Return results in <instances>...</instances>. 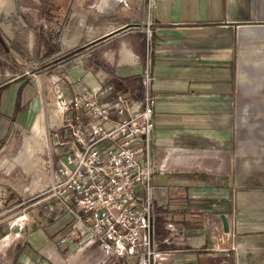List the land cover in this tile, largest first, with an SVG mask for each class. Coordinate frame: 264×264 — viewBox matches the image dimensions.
<instances>
[{"label": "crops", "instance_id": "obj_1", "mask_svg": "<svg viewBox=\"0 0 264 264\" xmlns=\"http://www.w3.org/2000/svg\"><path fill=\"white\" fill-rule=\"evenodd\" d=\"M51 5L54 7L46 5L43 15L48 32L52 20L62 33L60 44L74 55L56 75H47L48 86L55 84L53 89L63 99L86 94L100 102L121 97L140 105L143 78L148 77L155 100L153 129L146 145L135 143V159L151 171L153 209H161L159 215L154 211L155 249L162 257L155 264H264V183L247 177L242 180L246 181L244 187L236 186L230 175L221 174L212 163L188 165L187 152L179 145L199 136L200 130L192 126L202 124L212 125L206 136L222 145L226 137L222 117L195 113L214 102L217 108L223 107L227 76H237L239 82L240 76L264 72V0H152L149 8L147 0H53ZM83 29L89 33L83 34ZM116 29L120 30L113 33ZM57 47L48 38L42 41L41 49L52 59L50 63L59 59L54 58L59 54ZM247 51H255V61H248ZM23 76L0 84L2 92L21 82L16 86L13 109V100H0V172H5L0 177L18 176L13 170L19 164L23 170L34 165L28 162L33 150L25 144L26 137L19 133L20 145L18 138V131L28 127L33 135L40 134L34 100H20L22 86L27 84ZM239 88L244 87L239 83ZM66 114L83 121L87 117L80 112ZM244 154L239 149L233 162L239 163ZM209 156L206 151L193 152L194 158ZM25 172L26 177L31 173ZM42 178L44 174L40 182ZM29 181L22 180L21 194L16 192V184L0 181L4 210L0 216V264H68L63 259L68 244L74 248L76 243L71 241L85 235L83 229L68 237L73 226L70 214L55 202H26L33 191ZM21 202L31 208L18 212ZM19 213L25 216L22 228L11 224ZM41 215L46 220L38 218ZM51 223L52 229L46 228ZM55 227L62 232L56 233ZM63 233L69 240L61 244L57 238ZM218 234H224V244L212 240Z\"/></svg>", "mask_w": 264, "mask_h": 264}, {"label": "built area", "instance_id": "obj_2", "mask_svg": "<svg viewBox=\"0 0 264 264\" xmlns=\"http://www.w3.org/2000/svg\"><path fill=\"white\" fill-rule=\"evenodd\" d=\"M147 3L148 8L152 6V0ZM145 33L149 34L147 25ZM143 86L140 105L121 97L108 103L86 94L70 100L59 95L61 121L51 144L58 159L47 161L44 186L42 174L30 179L33 191L26 202H55L70 214L73 226L68 237L83 229L90 237L88 244L97 243L116 259L155 264L162 257L155 249L152 173L135 159V143L146 145L153 129L155 100L146 74ZM69 111L86 114V121L74 114L68 117ZM26 202L16 207L18 212L31 208ZM3 212L0 203V216ZM20 213L11 222L17 228L24 225L25 216ZM68 237L60 242L66 243ZM224 237L211 236L219 244L225 243Z\"/></svg>", "mask_w": 264, "mask_h": 264}, {"label": "rangeland", "instance_id": "obj_3", "mask_svg": "<svg viewBox=\"0 0 264 264\" xmlns=\"http://www.w3.org/2000/svg\"><path fill=\"white\" fill-rule=\"evenodd\" d=\"M52 1L0 0V84L7 83L9 80L21 76V74L24 75L25 78L23 79L27 84L22 86L24 89L20 100L26 101L28 98L34 100V114H38L36 121H38L40 127L38 136L33 135L28 130L29 127L24 131H18V138L23 134L27 141H24L25 144L29 143L30 149L33 150L28 162L34 165L24 169L31 173L27 174L26 177V172L22 169L23 166L19 164L13 170L17 171L18 176L11 173L7 177H0V181L6 185L16 184L18 194L22 193L23 182H28L30 177L34 178L39 172H42V168L47 164L48 157L52 163L58 159L56 155L52 154L51 144L53 143L52 134L59 131L62 109L58 105L60 94L53 89L55 84H52V87L48 86L47 75L49 72L56 75L63 62L72 60L74 55L72 50L65 49L60 44L62 33L59 34V28L53 26L52 20H50L48 32L47 23L45 22L47 18L43 15L46 13V5L49 4L48 7H54L51 5ZM70 7H73V3ZM85 32L86 30L83 29V34ZM87 32L89 33L88 30ZM47 38L54 42L59 50V54L54 57H59V59L52 63H50L52 59L46 58L48 53L41 49L42 41L47 40ZM262 56L264 57V53ZM246 58L248 61L250 59L255 61V51H247ZM227 78V91L224 94V102H221L223 107L217 108V103L214 102L209 108L197 113L193 112L195 115L200 116L220 115L222 117L226 130V137L222 141V145L218 146L217 141L211 136H206L208 128H211L212 125L202 124L198 125L197 128L192 126L193 130H200L199 136L181 141L180 148L187 152L185 160L187 159L186 161L189 162L188 165L202 166L207 162L212 163L213 167H219L220 173L223 172L221 174H225L227 177L230 175V180L232 179L236 186L241 185L244 187L246 181L242 182V180L247 177H253L254 180L264 183V72L250 74L246 77L240 76L239 82L237 76L229 75ZM239 83L244 87L243 89L239 88ZM17 84L21 86L19 81L8 87L7 90L0 92V100H13L12 109L15 106L14 98ZM27 86L32 89V92ZM26 89L28 90L26 91ZM214 97L217 98V93ZM197 101L199 99H191L190 102ZM241 106L244 110L242 112H240ZM239 107L241 108L238 109ZM188 111L192 110L188 109ZM212 117L209 119H212ZM204 131L206 138L203 137ZM19 133L21 134L19 135ZM207 135L209 134L207 133ZM239 149L245 154L239 163H234L233 159L238 156ZM204 151L209 152L208 159L193 157V152L201 154ZM213 151H218V153L213 154ZM158 162L157 157V164ZM217 163H220V165L216 166ZM235 171L238 172L234 175ZM4 173V171H1L0 175H4ZM5 193L13 196V193L10 194L8 191H5ZM21 210L22 208H19L20 212ZM154 211H157L159 215L161 209L156 207ZM41 217L44 220L47 218L42 215L38 216V218ZM57 219L58 217L54 220ZM46 228L52 229V223ZM54 229L59 234L63 230L57 227ZM64 234L58 236L57 242L66 238ZM89 238V235H83L75 241L72 240L71 242L76 243V246L73 248V245L68 244L70 249H67L68 253L65 254L63 259H66L68 264H135L133 262L135 259L121 261L97 243L88 244ZM22 240L23 237L20 235L18 238L19 243ZM2 264L4 263L2 262Z\"/></svg>", "mask_w": 264, "mask_h": 264}, {"label": "water", "instance_id": "obj_4", "mask_svg": "<svg viewBox=\"0 0 264 264\" xmlns=\"http://www.w3.org/2000/svg\"><path fill=\"white\" fill-rule=\"evenodd\" d=\"M130 26H135V25H129V27ZM120 29H116L115 31H113V33L114 32H117V31H119ZM111 34V33H110ZM221 223H222V227H223V231L225 232V233H227V225H226V223H225V221H224V219L221 217Z\"/></svg>", "mask_w": 264, "mask_h": 264}, {"label": "trees", "instance_id": "obj_5", "mask_svg": "<svg viewBox=\"0 0 264 264\" xmlns=\"http://www.w3.org/2000/svg\"><path fill=\"white\" fill-rule=\"evenodd\" d=\"M121 261H128V260H121ZM133 262H135V264H139V261L136 260V259H135V261H133Z\"/></svg>", "mask_w": 264, "mask_h": 264}]
</instances>
